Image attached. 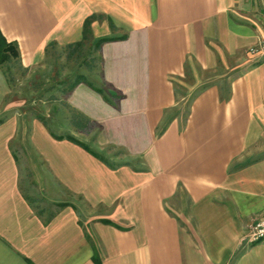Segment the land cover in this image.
<instances>
[{
  "label": "crops",
  "instance_id": "1",
  "mask_svg": "<svg viewBox=\"0 0 264 264\" xmlns=\"http://www.w3.org/2000/svg\"><path fill=\"white\" fill-rule=\"evenodd\" d=\"M93 16L95 69L54 64ZM0 30L53 63L36 101L0 68V264H264V0H0Z\"/></svg>",
  "mask_w": 264,
  "mask_h": 264
},
{
  "label": "trees",
  "instance_id": "2",
  "mask_svg": "<svg viewBox=\"0 0 264 264\" xmlns=\"http://www.w3.org/2000/svg\"><path fill=\"white\" fill-rule=\"evenodd\" d=\"M98 18L97 16H93L89 19H87L86 23H85V30H84V39L82 42L77 43L75 45H71L67 48H63V52L59 55H57V60H61L62 57H68L67 60H70L71 62H75L76 64L80 63V67H85L87 70L89 71H93L95 69V59L94 58H90V54H86L85 50L82 51V48H86L87 44L90 43L91 39H92V32H91V23ZM112 27L113 24H111ZM110 39H102L100 40L97 44H96V48L99 49L101 47V45L107 41H109ZM53 47H56V45H51V48H49L48 53L49 56L51 55V49ZM81 48V50H80ZM80 50L81 52L78 54L76 53L77 50ZM91 49V48H90ZM89 49V50H90ZM91 51V50H90ZM20 58V54H19V50H18V46L16 43H9L7 42V40L4 38L1 30H0V67H2V65L11 62L12 60H18ZM57 61V64L59 63ZM59 65V64H58ZM58 75H60L58 73ZM52 80V78H51ZM57 81V80H56ZM81 82H88V78L86 77V75L84 74H77L74 80V83L72 84L71 88H73L74 86H76L77 84L81 83ZM79 122V119H77ZM76 121L77 126L81 127V124H79ZM72 140L85 147V145L83 143L78 142L77 140L73 139ZM86 149H89L88 147H85Z\"/></svg>",
  "mask_w": 264,
  "mask_h": 264
},
{
  "label": "rangeland",
  "instance_id": "3",
  "mask_svg": "<svg viewBox=\"0 0 264 264\" xmlns=\"http://www.w3.org/2000/svg\"><path fill=\"white\" fill-rule=\"evenodd\" d=\"M81 50V48H80ZM79 49L76 51V53H80ZM85 48H82V51H84ZM54 59H56L54 57ZM59 64L61 65H64L63 63L65 62V59L63 60H59L58 61ZM71 62V61H70ZM54 64H57L56 60L53 61ZM53 63L49 62L48 64V67H44L43 69L41 70H37V71H34L31 76L28 78V74L27 73H24V71L22 72V69L20 67V64H19V61L17 60H12L11 62L9 63H6L4 65H2V67H0L1 69H3L5 71V73H7V76L9 77V82L11 83L12 87H13V91L14 93L12 94V96H18V97H21L23 98V94H27V98L31 99V101H36V100H41L40 98V95H38V93L36 92V87L35 86H32L30 85V82L33 81L35 82L36 81V75H41V76H47L49 77V79H45V84H44V88L46 89L47 88H50V86H52V82H51V73H52V65ZM81 62H79L77 65H80ZM67 65V69H60L62 70L61 73L66 75V74H71L73 71L78 70L80 71L81 68L79 69L78 67H75L74 64H66ZM52 68V69H51ZM73 70V71H72ZM38 78V77H37ZM38 81V80H37ZM47 82V83H46ZM32 86V88H31ZM50 94H47V92L44 94V97L47 98L49 100L50 98ZM45 106L47 109H49V112H51V109H52V105L47 102L45 103ZM60 106V105H59ZM76 119V118H75ZM78 119V118H77ZM78 122V120H76Z\"/></svg>",
  "mask_w": 264,
  "mask_h": 264
},
{
  "label": "built area",
  "instance_id": "4",
  "mask_svg": "<svg viewBox=\"0 0 264 264\" xmlns=\"http://www.w3.org/2000/svg\"><path fill=\"white\" fill-rule=\"evenodd\" d=\"M252 53L264 55V38L260 40L259 46L251 50ZM251 242L264 241V218L257 221L249 236Z\"/></svg>",
  "mask_w": 264,
  "mask_h": 264
}]
</instances>
